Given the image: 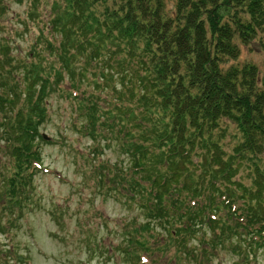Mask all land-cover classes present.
<instances>
[{"label":"trees","instance_id":"obj_1","mask_svg":"<svg viewBox=\"0 0 264 264\" xmlns=\"http://www.w3.org/2000/svg\"><path fill=\"white\" fill-rule=\"evenodd\" d=\"M55 1L59 44L49 48L60 68L41 56L18 60L0 44V134L11 170L4 206L22 212L34 176L49 170L41 127L61 91L76 106L80 134L126 155L100 162L95 175L143 215L123 235L131 264H155L171 249L175 263L209 264L227 242L252 264L264 251V75L233 61L264 33V0ZM96 2L108 6L94 12ZM92 65L106 86L118 78L122 89L106 99L82 88ZM14 70L22 82L8 80ZM225 119L240 135L231 152L221 143ZM242 167L249 185L235 178Z\"/></svg>","mask_w":264,"mask_h":264},{"label":"rangeland","instance_id":"obj_2","mask_svg":"<svg viewBox=\"0 0 264 264\" xmlns=\"http://www.w3.org/2000/svg\"><path fill=\"white\" fill-rule=\"evenodd\" d=\"M54 2L3 0L0 44L10 45V55L28 62L41 56L45 65L61 67V62L56 61L49 48L50 42L59 44L60 36L51 23ZM57 2L63 4L62 0ZM105 6L108 4L96 2L92 10L103 12ZM263 41L264 33H260L253 42L241 44L240 56L233 62L242 66L254 64L264 75ZM81 60L75 65L81 66ZM97 70L92 65L90 74L82 76V88L90 92L101 91L103 98H110L115 95V90L122 89L118 78L106 86L107 82L98 76ZM14 73L8 80L22 82L23 71L14 70ZM65 74L68 76L66 70ZM63 82L66 90L69 80L64 77ZM95 83L100 84L98 89ZM47 105L49 119L41 132L47 137L45 141H50L42 145L43 166L49 170L42 169L34 176L30 198L22 212L17 208L12 213L4 206V183L11 170L5 148L7 140L0 134V264H131L130 257L123 253V235L128 234L134 217L142 220L143 215L129 207L125 198L100 188L95 175L100 162L111 164L126 155L113 142L98 147L97 143L80 134L76 106L63 92H54ZM221 124L226 129L221 143L225 151L231 152L240 139L239 131L226 119ZM251 177L249 169L243 167L235 176L248 185L252 182ZM175 255L174 249L159 252L155 264H189L185 259L175 263ZM256 255L252 264H264V251L258 250ZM209 264L250 263L242 252L234 251L227 242L213 251Z\"/></svg>","mask_w":264,"mask_h":264}]
</instances>
